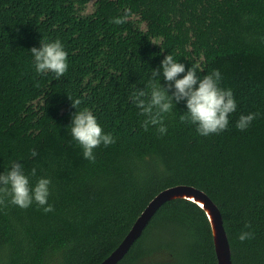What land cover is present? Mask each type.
<instances>
[{
    "label": "trees",
    "instance_id": "obj_1",
    "mask_svg": "<svg viewBox=\"0 0 264 264\" xmlns=\"http://www.w3.org/2000/svg\"><path fill=\"white\" fill-rule=\"evenodd\" d=\"M126 10L124 23H110ZM57 39L67 72L38 74L31 49ZM171 54L201 78L220 71L237 103L227 130L200 136L180 120L186 101H173L167 133L145 131L147 117L129 98L150 96L152 70L168 88L161 65ZM85 107L116 140L94 150L95 162L70 132ZM250 113L259 115L237 129ZM14 162L32 187L51 180L54 211L7 198L0 264H101L149 202L177 185L219 207L233 264H264V0H0V175ZM241 232L252 238L241 242ZM118 264H218L205 212L185 199L165 203Z\"/></svg>",
    "mask_w": 264,
    "mask_h": 264
},
{
    "label": "clouds",
    "instance_id": "obj_2",
    "mask_svg": "<svg viewBox=\"0 0 264 264\" xmlns=\"http://www.w3.org/2000/svg\"><path fill=\"white\" fill-rule=\"evenodd\" d=\"M129 12L130 10H126L123 17L113 18L110 23L117 25L124 23ZM31 56L34 58V67L38 74L51 72L59 78L68 70V54L59 39L54 42L42 40L39 49L35 47L31 49ZM161 67L168 88L163 87L156 79L160 75V70H152L148 82L150 96L146 91L134 90L129 98L141 110L140 114L147 117L143 122L145 131L152 125L159 126L157 129L159 133H167L164 114L173 110L175 107L173 101L176 103L186 101L187 112L180 116V120L182 123L195 125L200 136L207 137L227 130L229 116L236 111L237 103L231 88L220 87L222 76L218 69L201 78L197 74L198 66H192L186 71L185 65L178 62L172 54L164 58ZM181 76L183 78H180ZM173 83L175 92L169 95ZM80 103V100L73 101V107L78 109ZM258 115L259 113L241 115L236 124L237 129L245 131ZM70 132L71 137L83 149L84 158L92 162L96 159L94 155L96 148L101 144L108 147L116 142L111 133L104 132L96 116L86 107L73 115ZM36 155L37 153L32 151V156ZM31 176H36L35 168L31 170ZM50 185V179L39 178L32 187L24 166L14 162L10 170L0 175V205L6 206V199L10 198L9 202L20 208L27 209L35 202L45 213L52 212L54 208L48 204ZM245 227L250 228L251 225L247 224ZM238 238L243 242L251 239L252 233L241 232Z\"/></svg>",
    "mask_w": 264,
    "mask_h": 264
},
{
    "label": "water",
    "instance_id": "obj_3",
    "mask_svg": "<svg viewBox=\"0 0 264 264\" xmlns=\"http://www.w3.org/2000/svg\"><path fill=\"white\" fill-rule=\"evenodd\" d=\"M175 199L191 201L205 212L211 226L218 264H233L232 250L219 207L205 192L188 185L173 186L158 193L136 219L119 246L101 264H118L142 236L156 212L165 203Z\"/></svg>",
    "mask_w": 264,
    "mask_h": 264
},
{
    "label": "rangeland",
    "instance_id": "obj_4",
    "mask_svg": "<svg viewBox=\"0 0 264 264\" xmlns=\"http://www.w3.org/2000/svg\"><path fill=\"white\" fill-rule=\"evenodd\" d=\"M91 8H92V4L90 5V7H89L88 11H91Z\"/></svg>",
    "mask_w": 264,
    "mask_h": 264
}]
</instances>
